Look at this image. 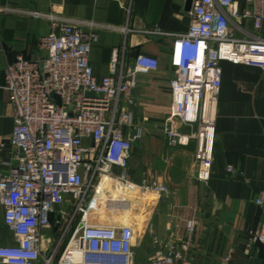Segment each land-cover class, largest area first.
I'll use <instances>...</instances> for the list:
<instances>
[{"label": "built area", "instance_id": "2783aa9c", "mask_svg": "<svg viewBox=\"0 0 264 264\" xmlns=\"http://www.w3.org/2000/svg\"><path fill=\"white\" fill-rule=\"evenodd\" d=\"M189 15L187 32L170 33L171 112L164 129L171 146L197 140L198 178L207 181L221 62L264 68V0H192ZM97 39L78 21L51 16V31L38 43L46 55L19 53L7 63L4 88L14 130L8 142L12 161L0 171V204L13 242L0 244V264H139V225L113 216L140 214L151 195L169 191L158 180L133 181L128 171L133 142L141 134L134 119L137 75L156 70L160 61L140 53L133 66L98 78L89 59ZM176 121L196 126V132L179 131ZM254 202L263 218L247 251L255 243L264 247V190ZM196 224L188 222L190 235ZM178 258L171 245L146 264H177Z\"/></svg>", "mask_w": 264, "mask_h": 264}, {"label": "crops", "instance_id": "0c3cea01", "mask_svg": "<svg viewBox=\"0 0 264 264\" xmlns=\"http://www.w3.org/2000/svg\"><path fill=\"white\" fill-rule=\"evenodd\" d=\"M189 0H0V171L12 161L9 139L13 109L4 88L6 66L17 54L40 58L39 39L51 31V16L78 21L97 34L89 53L95 75L133 66L140 53L156 56V70L137 75L135 124L141 131L129 158V177L168 186L147 199L137 223L136 252L146 264L159 249L174 245L177 264H264V247L247 244L260 228L263 209L254 198L264 190V68L222 61L216 142L209 180L198 178L197 140L171 146L165 121L171 112L170 79L174 36L189 29ZM38 11L43 16L37 17ZM160 29L168 34L149 33ZM115 50L117 60L115 62ZM179 131L196 126L176 121ZM229 167L231 170H229ZM189 221H196L192 235ZM154 237L159 241L155 243ZM13 242L0 204V244Z\"/></svg>", "mask_w": 264, "mask_h": 264}, {"label": "rangeland", "instance_id": "374dc122", "mask_svg": "<svg viewBox=\"0 0 264 264\" xmlns=\"http://www.w3.org/2000/svg\"><path fill=\"white\" fill-rule=\"evenodd\" d=\"M131 213H132V211H129V212H127V213H123V214H117V215H114L113 216V219L114 220H116V221H129V220H131V221H133L131 218H130V216H131ZM103 218H108V216H103ZM112 219V218H111ZM134 223V222H133ZM136 254H137V252H136ZM139 261H140V258H139ZM139 261H138V263H139Z\"/></svg>", "mask_w": 264, "mask_h": 264}, {"label": "bare ground", "instance_id": "6f19581e", "mask_svg": "<svg viewBox=\"0 0 264 264\" xmlns=\"http://www.w3.org/2000/svg\"><path fill=\"white\" fill-rule=\"evenodd\" d=\"M130 218H131V219L133 220V222H134V218H135V211H132Z\"/></svg>", "mask_w": 264, "mask_h": 264}, {"label": "water", "instance_id": "95a60500", "mask_svg": "<svg viewBox=\"0 0 264 264\" xmlns=\"http://www.w3.org/2000/svg\"><path fill=\"white\" fill-rule=\"evenodd\" d=\"M191 5H192V0H189L188 1V8H191Z\"/></svg>", "mask_w": 264, "mask_h": 264}]
</instances>
